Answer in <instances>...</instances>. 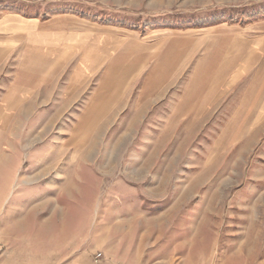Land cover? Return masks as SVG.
I'll return each instance as SVG.
<instances>
[{
	"label": "rangeland",
	"instance_id": "374dc122",
	"mask_svg": "<svg viewBox=\"0 0 264 264\" xmlns=\"http://www.w3.org/2000/svg\"><path fill=\"white\" fill-rule=\"evenodd\" d=\"M263 37L264 0H0V264H264Z\"/></svg>",
	"mask_w": 264,
	"mask_h": 264
},
{
	"label": "bare ground",
	"instance_id": "6f19581e",
	"mask_svg": "<svg viewBox=\"0 0 264 264\" xmlns=\"http://www.w3.org/2000/svg\"><path fill=\"white\" fill-rule=\"evenodd\" d=\"M34 141L33 140H29V142H28V145H30V144H32ZM77 155H81V157H84V156H87V158H91V155H92V153L89 151V152H87V153H84V152H81V151H78V152H76V153H74L73 154V156H71L72 158H71V160H70V164H71V166L74 164L73 162H74V160L76 159V156ZM64 166L65 165H61L60 164V166H58L56 163L55 164H52L50 167H45L43 170H41V171H39L36 175H34L33 176V178L34 179H36V178H39V177H41V176H43V175H45L47 172H50L51 170H56V173H57V176L58 175H60L61 173V170L63 171L64 169ZM43 167V166H42ZM61 167V168H60ZM55 182H56V180H54ZM71 183H69V181H66V182H64V184L61 186V191L62 192H66L67 193V191H70V190H72L71 189ZM42 205V207H43V204H41ZM57 208L56 207H54V209H53V211L54 210H56Z\"/></svg>",
	"mask_w": 264,
	"mask_h": 264
},
{
	"label": "crops",
	"instance_id": "0c3cea01",
	"mask_svg": "<svg viewBox=\"0 0 264 264\" xmlns=\"http://www.w3.org/2000/svg\"><path fill=\"white\" fill-rule=\"evenodd\" d=\"M259 40H260V41H264V37L261 38V39H259ZM260 41H259L258 45H257L256 48H255V51H256V52H260V51H262V49H261V45H262L261 43H262V42H260ZM260 44H261V45H260ZM262 96H263V95H262ZM263 100H264V99H263Z\"/></svg>",
	"mask_w": 264,
	"mask_h": 264
},
{
	"label": "built area",
	"instance_id": "2783aa9c",
	"mask_svg": "<svg viewBox=\"0 0 264 264\" xmlns=\"http://www.w3.org/2000/svg\"><path fill=\"white\" fill-rule=\"evenodd\" d=\"M102 255H97L95 258H96V262H99L100 258H101Z\"/></svg>",
	"mask_w": 264,
	"mask_h": 264
}]
</instances>
